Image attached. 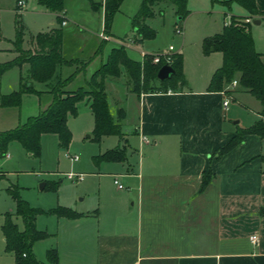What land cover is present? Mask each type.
<instances>
[{"label":"crops","instance_id":"1","mask_svg":"<svg viewBox=\"0 0 264 264\" xmlns=\"http://www.w3.org/2000/svg\"><path fill=\"white\" fill-rule=\"evenodd\" d=\"M255 2L257 9L263 11L264 0ZM33 7L51 12L36 1ZM86 9V15L93 11L90 4ZM243 10L245 13L235 16H246ZM56 14L59 13L53 12ZM63 19V53L66 57L91 59L86 69V75H90L105 61L101 54L108 40L99 35L100 22L92 28L80 26L67 8ZM247 21L254 48L264 64V16H253ZM56 26L55 23L49 29ZM108 34L111 40L110 30ZM135 40L139 41L134 36L133 44ZM143 41L134 46L123 41L121 45H126L128 55V50H137V58L129 56L141 61L142 53H149L135 46ZM23 48H33L31 37L29 46ZM9 50L13 57L17 54ZM175 52L182 53L179 49ZM182 55L186 85L181 91L136 94L116 89L115 100L108 96L111 113L121 107L122 121L131 125L128 131L122 127V139L114 146L125 149V160L102 162L110 163L114 178L119 175L125 189L108 195L100 186L97 208H77L79 211H75L84 215L75 219L54 215L55 230L47 231L51 235L46 239L50 238L48 248L57 249V264H264V215L259 214L264 206L263 140L248 134L221 157L216 155V150L238 129L259 118L261 105L255 98L257 106L252 101L254 97L237 84L227 86L229 93L207 90L213 72L222 63L221 52L204 54L201 47L198 60L208 67H203L196 82L189 79ZM69 71L64 70L65 74ZM83 79L84 75L77 76L74 87L81 85ZM8 89L15 87L9 85ZM8 89L1 90L0 86V94L12 91ZM42 96L36 114L51 102L48 93L38 98ZM226 97L229 103L225 107ZM235 103L254 115L250 124L234 119L241 117ZM85 105L89 107L86 100ZM204 171H211L213 176L200 191ZM251 235L257 236L255 243L250 241ZM1 253L11 256L14 264L13 255L4 250V238Z\"/></svg>","mask_w":264,"mask_h":264},{"label":"trees","instance_id":"2","mask_svg":"<svg viewBox=\"0 0 264 264\" xmlns=\"http://www.w3.org/2000/svg\"><path fill=\"white\" fill-rule=\"evenodd\" d=\"M36 3L52 12H57L56 27L47 31H40L31 36L33 48L22 47L24 26L17 20L14 51L17 53L12 59L0 62V76L11 68H18V87L6 94H0V106H19L24 93H34L38 96L48 93L51 96L49 105L38 114L29 116L24 123L13 129L0 132V157L5 155L7 146L11 141L19 142L27 153L34 156L40 154V139L44 133H54L58 137L61 148H67L71 141V132L67 126L68 116H75L78 112L77 104L86 100L94 118V128L91 140L99 142L103 136L116 135L122 139V124L124 110L117 108L112 114L108 104V95L105 91V82L108 78H118L122 72L128 78L130 91L136 94L141 92H167L181 91L186 85L183 74V55L180 52L171 54L170 65L175 73L169 78L159 80L157 72L163 61L154 63L150 55H145L143 61L132 59L123 45L113 46L106 59L90 75L86 74L87 66L91 59L82 60L77 57H66L63 53L64 11L67 0H35ZM162 0H142L138 12L131 18L134 36L143 41L153 39L156 30L145 23V19L154 16L153 5ZM175 7L176 19L179 22L189 14L187 0H169ZM229 7L237 3L247 12L246 16L231 15L230 22L219 33L206 36L202 40V51L207 54L211 51L222 53V63L213 72L207 86L208 91H224L233 80L237 85L256 98L261 109L259 118L250 126L240 128L221 147L216 150L217 157H221L233 147L241 143L245 135L256 134L264 144V64L259 53L254 48V42L249 30L248 18L264 16V10L256 7L255 0H211ZM122 0H89L92 10L104 9V31L109 33L112 18L118 11ZM19 10V7H16ZM69 68V73L64 70ZM79 74H84L83 83L74 87V80ZM157 82V85L153 83ZM125 149L114 147L93 157L96 164L102 161L125 160ZM211 171H204L201 176L199 190H203L212 179ZM60 182V181H59ZM59 182L51 184L55 190ZM46 185L44 186V189ZM15 202V216L20 217L23 229L19 230L11 213H5L1 224L4 238V250L14 257V264H38L33 253V245L38 240H43L51 234L46 230L36 227V217L39 214H53L57 217L69 219L79 218L84 213L77 212L70 207L56 206L47 211L31 207L22 199L18 187L8 189ZM259 214L264 215V206L259 209ZM50 264H57L58 253L55 247L48 248L45 252Z\"/></svg>","mask_w":264,"mask_h":264},{"label":"rangeland","instance_id":"3","mask_svg":"<svg viewBox=\"0 0 264 264\" xmlns=\"http://www.w3.org/2000/svg\"><path fill=\"white\" fill-rule=\"evenodd\" d=\"M17 1L0 0V62L13 58L9 49L14 50L15 47L13 40L17 20L24 26L22 47L29 46L32 34L46 31L56 23L52 11V13H44L33 9L34 0H24L25 4L20 11L16 10ZM141 1L122 0L119 10L115 12L112 18L111 40L105 41L103 45L101 54L103 60L106 59L111 46H119L123 41L126 45L127 43L133 44L134 32L131 26V18L138 12ZM88 4L89 0H67L66 8L71 18H76V22H79L80 26L92 28L98 26L97 24L100 22L101 31L108 34L104 31L103 5L99 11H90L87 14L88 17L85 14ZM187 8L189 9L188 16L176 22L175 7L169 0L155 3L153 5L154 16L146 18L145 23L156 30V36L153 39L144 40L142 44L135 47L144 50L149 53L146 55L150 56L154 51L167 50L170 45L175 51L179 49L185 55V70L189 79L196 82L203 71V67L205 70L208 67H205L206 64L203 65L198 60L202 38L219 31L223 24L230 21L231 15L245 13V11L236 3L227 7L225 4L211 0H187ZM177 29L180 30L179 33L176 31ZM138 42L135 40L132 46ZM126 45L124 46L126 47ZM128 53L133 58H137L139 54L137 50H128ZM144 58L145 56L141 61ZM19 75V69L16 67L4 72L0 79L1 90L6 91L9 85H14L16 89ZM83 75L79 74L78 76ZM110 80L114 83L111 84ZM127 81L128 78L124 72L118 78H108V81L105 82L107 95L115 100L116 89L122 93L123 91H130L131 85L127 84ZM153 84L157 85V82ZM121 96L119 97L120 100ZM43 99V96L39 99L34 93H25L22 94L19 106H0V132L13 129L24 123L29 116L35 115ZM252 101H255V98H252ZM255 103L257 106L259 105L257 101ZM248 104H252V102ZM235 105L237 106L238 103ZM111 108L114 110V104H111ZM237 108L240 110L239 116L241 117L235 115L234 119L241 118L242 124H250L254 115L248 109L242 108L241 105ZM130 125L128 122L122 121V127L125 131H128ZM67 126L71 132V141L67 148L59 146L56 134L44 133L40 139L39 156L30 155L19 142L11 141L7 146L6 153L8 156L0 157V172L3 171L0 175V264H13L11 256L1 253L3 250L1 224L4 221L5 213H11L12 218L18 224V228H23L21 218L15 216V202L8 192L9 188L18 187L22 199L27 201L31 207L41 208L44 211L58 205L70 207L77 211H79L77 208L93 210L97 208V203H99L100 186L102 192L106 191L108 195L122 190L117 189L114 184L112 174L114 171L109 167L110 163L100 162L96 164L93 160L94 156L119 143L118 136H104L99 142L91 140L94 118L89 107L85 105V100L78 104L77 114L68 117ZM75 157L77 158L74 159ZM68 172L82 174L83 179L78 182L69 180L65 176ZM116 177L125 189L121 177L119 175ZM54 182H59L55 190L50 187ZM41 183L46 185L45 189L39 188ZM36 226L38 229L52 232L55 230L54 215L43 213L37 215ZM49 239L38 240L33 245L32 250L38 264H50L45 254Z\"/></svg>","mask_w":264,"mask_h":264},{"label":"built area","instance_id":"4","mask_svg":"<svg viewBox=\"0 0 264 264\" xmlns=\"http://www.w3.org/2000/svg\"><path fill=\"white\" fill-rule=\"evenodd\" d=\"M17 7H19V10H21V7L24 6L25 4V1L24 0H18L17 1ZM62 24H65V21L62 22ZM177 33L180 32L179 29L176 30ZM100 37L103 39V40H109L110 37L108 34H105L103 31L100 32ZM175 52V49L173 48L172 45L169 46V48L167 50H160V51H155L152 53V61L154 63H158L160 61H163L164 64H169L170 65V62H171V54H173ZM142 56H145V53H142ZM237 84V81L236 80H233L231 85L232 86H235ZM229 101L226 97V99L224 100L223 102V105L226 107L228 105ZM5 156H8V154L6 153ZM77 157H75L74 159H76ZM67 179L69 180H74L76 182L80 181L83 179V175L82 174H75L73 172H68L66 175ZM114 184L117 186L118 189H122L123 188V185L116 179L114 178ZM250 241L252 243H255L257 241V236L256 235H251L250 236Z\"/></svg>","mask_w":264,"mask_h":264},{"label":"water","instance_id":"5","mask_svg":"<svg viewBox=\"0 0 264 264\" xmlns=\"http://www.w3.org/2000/svg\"><path fill=\"white\" fill-rule=\"evenodd\" d=\"M254 23H259V20H254ZM175 73L174 68L169 65V64H163L161 65V67L159 68L158 72H157V78L159 80H163L166 78H169L172 74ZM89 137V135H87ZM44 186V183H41L39 188L42 190Z\"/></svg>","mask_w":264,"mask_h":264}]
</instances>
